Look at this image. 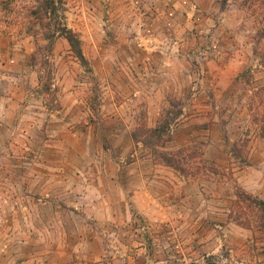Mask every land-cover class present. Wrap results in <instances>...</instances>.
Returning <instances> with one entry per match:
<instances>
[{
    "label": "rangeland",
    "instance_id": "1",
    "mask_svg": "<svg viewBox=\"0 0 264 264\" xmlns=\"http://www.w3.org/2000/svg\"><path fill=\"white\" fill-rule=\"evenodd\" d=\"M143 1L0 0V264H264V0Z\"/></svg>",
    "mask_w": 264,
    "mask_h": 264
},
{
    "label": "built area",
    "instance_id": "2",
    "mask_svg": "<svg viewBox=\"0 0 264 264\" xmlns=\"http://www.w3.org/2000/svg\"><path fill=\"white\" fill-rule=\"evenodd\" d=\"M105 7L109 8L111 5L118 1V0H100ZM179 1V0H178ZM182 1V0H181ZM186 2L183 0V3ZM130 4L134 8V10L138 13H141V9L143 8L144 1L143 0H130ZM168 8L167 9H161L160 7L157 8L153 5V11L149 15V18L153 20L151 23H144L145 21H139L138 25L139 28L144 29V34L141 33H135L134 38L140 42V46L148 49V50H157L156 45L158 42H162V40H159V38L156 36L155 29L153 27L154 24H156L157 19L164 18L165 23L167 26L171 25V19H173L175 15V1L169 0L168 1ZM134 17L137 16L133 15ZM161 20V19H160ZM144 26V27H143Z\"/></svg>",
    "mask_w": 264,
    "mask_h": 264
},
{
    "label": "trees",
    "instance_id": "3",
    "mask_svg": "<svg viewBox=\"0 0 264 264\" xmlns=\"http://www.w3.org/2000/svg\"><path fill=\"white\" fill-rule=\"evenodd\" d=\"M63 34L65 35V37L67 38V40L69 41L74 53L76 54V56L81 60L84 61V56L83 53L80 49V41L79 39L75 36V34L71 31V30H63ZM169 123H163L161 126L156 127L154 129H150L149 132L151 133V136H159L161 135L160 131L161 129H164L165 127H169ZM165 162L167 163H173L174 161L172 159L169 158H165Z\"/></svg>",
    "mask_w": 264,
    "mask_h": 264
},
{
    "label": "crops",
    "instance_id": "4",
    "mask_svg": "<svg viewBox=\"0 0 264 264\" xmlns=\"http://www.w3.org/2000/svg\"><path fill=\"white\" fill-rule=\"evenodd\" d=\"M8 9L4 10V12H7ZM4 18H2V21H0V45L8 42L11 40V38L15 37L16 34L14 32H10L9 29L11 27L10 22V16L9 14H1ZM2 49L0 48V53ZM3 100L0 99V107H2Z\"/></svg>",
    "mask_w": 264,
    "mask_h": 264
}]
</instances>
